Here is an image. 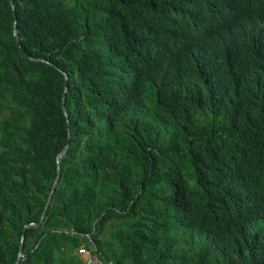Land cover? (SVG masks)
<instances>
[{
  "label": "trees",
  "instance_id": "trees-1",
  "mask_svg": "<svg viewBox=\"0 0 264 264\" xmlns=\"http://www.w3.org/2000/svg\"><path fill=\"white\" fill-rule=\"evenodd\" d=\"M261 31L264 0H0V264L21 231L16 264H264Z\"/></svg>",
  "mask_w": 264,
  "mask_h": 264
},
{
  "label": "water",
  "instance_id": "water-1",
  "mask_svg": "<svg viewBox=\"0 0 264 264\" xmlns=\"http://www.w3.org/2000/svg\"><path fill=\"white\" fill-rule=\"evenodd\" d=\"M12 25H13V28H14V24H12ZM63 86H65V84H64ZM63 88H64V87H63ZM62 111H63V113L65 114V109H64L63 106H62ZM65 144H66V141H65V143L59 148V150H58V152H57V158H58V157H59V158L61 157L59 153H60V151L64 148ZM57 158H56V159H57ZM56 170H57V168H56ZM55 179H56V173L54 174V176H53V178H52V180H51V182H50V186H49V189H48V191H47V194H46V198H45V201H44L43 207L45 206V204H46V202H47V200H48V198H49L50 191H51V189H52V187H53V185H54ZM42 209H43V208H42ZM42 209H41V211H40V213H39V218H38V220H39L40 217L42 216V212H43ZM38 220H36V221H28V223H36V222H38ZM23 225H25V223H23ZM22 235H23V232L21 231L20 234H19V237H18L19 242H18V246H17V251H16V254H15V257H14V260H13V263H12V264H16L19 255L22 253V249H21Z\"/></svg>",
  "mask_w": 264,
  "mask_h": 264
},
{
  "label": "built area",
  "instance_id": "built-area-1",
  "mask_svg": "<svg viewBox=\"0 0 264 264\" xmlns=\"http://www.w3.org/2000/svg\"><path fill=\"white\" fill-rule=\"evenodd\" d=\"M77 252L80 255H84L83 258L89 264H103V261L95 254L90 252L87 248H85L82 244H79L76 248Z\"/></svg>",
  "mask_w": 264,
  "mask_h": 264
},
{
  "label": "clouds",
  "instance_id": "clouds-1",
  "mask_svg": "<svg viewBox=\"0 0 264 264\" xmlns=\"http://www.w3.org/2000/svg\"><path fill=\"white\" fill-rule=\"evenodd\" d=\"M261 32H264V31H261ZM82 256V255H81Z\"/></svg>",
  "mask_w": 264,
  "mask_h": 264
},
{
  "label": "rangeland",
  "instance_id": "rangeland-1",
  "mask_svg": "<svg viewBox=\"0 0 264 264\" xmlns=\"http://www.w3.org/2000/svg\"><path fill=\"white\" fill-rule=\"evenodd\" d=\"M82 256H84V255H82ZM88 263V262H87ZM89 264V263H88Z\"/></svg>",
  "mask_w": 264,
  "mask_h": 264
},
{
  "label": "crops",
  "instance_id": "crops-1",
  "mask_svg": "<svg viewBox=\"0 0 264 264\" xmlns=\"http://www.w3.org/2000/svg\"><path fill=\"white\" fill-rule=\"evenodd\" d=\"M83 257V256H82Z\"/></svg>",
  "mask_w": 264,
  "mask_h": 264
}]
</instances>
